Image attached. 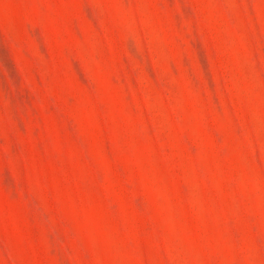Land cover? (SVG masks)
I'll use <instances>...</instances> for the list:
<instances>
[{
    "label": "rangeland",
    "instance_id": "rangeland-1",
    "mask_svg": "<svg viewBox=\"0 0 264 264\" xmlns=\"http://www.w3.org/2000/svg\"><path fill=\"white\" fill-rule=\"evenodd\" d=\"M0 264H264V0H0Z\"/></svg>",
    "mask_w": 264,
    "mask_h": 264
}]
</instances>
